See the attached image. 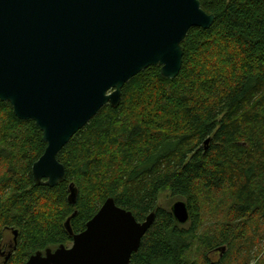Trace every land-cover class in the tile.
Segmentation results:
<instances>
[{"label": "trees", "instance_id": "trees-1", "mask_svg": "<svg viewBox=\"0 0 264 264\" xmlns=\"http://www.w3.org/2000/svg\"><path fill=\"white\" fill-rule=\"evenodd\" d=\"M199 2L214 20L188 30L177 76L156 65L131 77L119 104L103 106L59 151L65 177L53 187L31 173L46 146L41 130L0 101V248L13 236L1 264L68 247L65 221L83 231L109 197L139 222L154 213L133 264H187L196 237L201 264L215 250V264H249L251 234L264 232V0ZM164 190L185 201L187 227L158 205ZM215 206L221 224L200 237L202 211Z\"/></svg>", "mask_w": 264, "mask_h": 264}, {"label": "water", "instance_id": "water-1", "mask_svg": "<svg viewBox=\"0 0 264 264\" xmlns=\"http://www.w3.org/2000/svg\"><path fill=\"white\" fill-rule=\"evenodd\" d=\"M213 20L199 0H0V101L42 132L46 146L32 164L34 181H63L57 154L70 138L103 106H117L124 84L145 68L157 65L164 78L176 77L188 30ZM69 191L74 203L73 184ZM170 210L178 223L188 221L185 201ZM153 220L151 212L137 221L109 197L83 231L74 234L65 221L69 247L37 251L25 264H133Z\"/></svg>", "mask_w": 264, "mask_h": 264}, {"label": "rangeland", "instance_id": "rangeland-1", "mask_svg": "<svg viewBox=\"0 0 264 264\" xmlns=\"http://www.w3.org/2000/svg\"><path fill=\"white\" fill-rule=\"evenodd\" d=\"M177 200H183L180 197H174L171 196L169 191H162L158 195L157 203L162 208L170 209L171 205L177 201ZM212 209L204 208L203 209V223L201 224L198 234L201 237H207L206 232H210L216 229V227L221 224V208L220 207H210ZM187 227V224L184 225ZM203 234V235H202ZM198 236V235H197ZM251 237H253V240L255 241L253 244L252 249L250 250L249 254L251 255L252 260L249 262V264H264V232L251 234ZM13 236L11 235V232L8 231V233L5 234L4 241L1 244V253H0V264L2 263L1 259L4 256V253L7 250V245L12 242ZM197 237L195 240L191 243V246L188 250V253L186 254V260L187 264H201V255L204 250V245H202L200 242H198ZM72 243V242H71ZM71 245V244H70ZM69 245V246H70ZM68 246V247H69ZM57 248V247H55ZM53 248V249H55ZM44 253V252H43ZM216 254L212 256V258L216 259ZM243 263L242 258L239 260L238 264Z\"/></svg>", "mask_w": 264, "mask_h": 264}, {"label": "flooded vegetation", "instance_id": "flooded-vegetation-1", "mask_svg": "<svg viewBox=\"0 0 264 264\" xmlns=\"http://www.w3.org/2000/svg\"><path fill=\"white\" fill-rule=\"evenodd\" d=\"M216 251L217 250L206 253L207 255H209V256H207L208 260H207L206 264H215V262L217 261V256H216V259L212 258V256H214V253Z\"/></svg>", "mask_w": 264, "mask_h": 264}]
</instances>
